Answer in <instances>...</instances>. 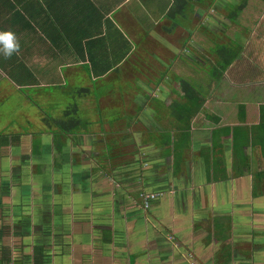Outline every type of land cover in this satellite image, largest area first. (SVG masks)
Listing matches in <instances>:
<instances>
[{
  "label": "crops",
  "instance_id": "obj_1",
  "mask_svg": "<svg viewBox=\"0 0 264 264\" xmlns=\"http://www.w3.org/2000/svg\"><path fill=\"white\" fill-rule=\"evenodd\" d=\"M261 8L0 0V264H264Z\"/></svg>",
  "mask_w": 264,
  "mask_h": 264
},
{
  "label": "clouds",
  "instance_id": "obj_2",
  "mask_svg": "<svg viewBox=\"0 0 264 264\" xmlns=\"http://www.w3.org/2000/svg\"><path fill=\"white\" fill-rule=\"evenodd\" d=\"M20 49V39L13 30H0V56L5 59L11 58L14 54H18Z\"/></svg>",
  "mask_w": 264,
  "mask_h": 264
},
{
  "label": "trees",
  "instance_id": "obj_3",
  "mask_svg": "<svg viewBox=\"0 0 264 264\" xmlns=\"http://www.w3.org/2000/svg\"><path fill=\"white\" fill-rule=\"evenodd\" d=\"M243 1H245V0H243ZM192 2V1H191ZM218 4H220V1H218L217 3H216V5H218ZM243 6H244V4L243 3H241L240 5L238 4V5H236V4H233L232 6H231V11H233V13L232 14H234V16H236L237 15V13H239V11L243 8ZM231 61V60H230ZM225 66H227V65H225ZM180 84H181V86H183V87H185V88H187V87H189L190 85H189V82H187L186 80H181V82H180ZM191 87V97H189L188 95H186L188 98H195L194 100L196 101V106H197V108L201 105V103L203 102V100L202 99H199L196 95H194V94H196L195 92H194V89L192 88L193 86L191 85L190 86ZM76 123H77V120H71L70 121V123H68L67 125L66 124H60L61 126V129L62 130H65V131H72L73 130V128H75L76 127Z\"/></svg>",
  "mask_w": 264,
  "mask_h": 264
},
{
  "label": "built area",
  "instance_id": "obj_4",
  "mask_svg": "<svg viewBox=\"0 0 264 264\" xmlns=\"http://www.w3.org/2000/svg\"><path fill=\"white\" fill-rule=\"evenodd\" d=\"M158 195L160 194L157 192H148V191L142 190L138 193V199L141 202V205L145 209H147L150 207L152 201L158 197Z\"/></svg>",
  "mask_w": 264,
  "mask_h": 264
},
{
  "label": "rangeland",
  "instance_id": "obj_5",
  "mask_svg": "<svg viewBox=\"0 0 264 264\" xmlns=\"http://www.w3.org/2000/svg\"><path fill=\"white\" fill-rule=\"evenodd\" d=\"M259 11H264V9H263V8H261ZM237 15H238V13H237ZM237 15H236V16H237Z\"/></svg>",
  "mask_w": 264,
  "mask_h": 264
}]
</instances>
